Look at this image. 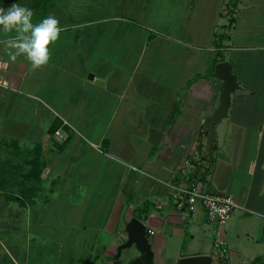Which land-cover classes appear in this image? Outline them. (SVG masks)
<instances>
[{
  "label": "crops",
  "instance_id": "0c3cea01",
  "mask_svg": "<svg viewBox=\"0 0 264 264\" xmlns=\"http://www.w3.org/2000/svg\"><path fill=\"white\" fill-rule=\"evenodd\" d=\"M96 1L90 11L89 0L79 10L72 0H0L30 7L33 23L54 15L62 27L50 59L36 68L8 43L15 31H0V264H130L139 252L118 247L133 217L147 225L153 264L197 255L211 264H264L257 76L237 74L242 88L206 157L204 119L218 107L223 82L215 65L229 60L234 71L243 66L236 52L248 49L218 30L225 14L232 13L226 26L236 23L238 0H181L173 27L154 26L145 6L141 23L119 13L115 0ZM186 160L197 161L192 175L206 189L240 204L222 229L227 260L214 252L218 225L207 211L175 205L173 185L192 178Z\"/></svg>",
  "mask_w": 264,
  "mask_h": 264
},
{
  "label": "rangeland",
  "instance_id": "374dc122",
  "mask_svg": "<svg viewBox=\"0 0 264 264\" xmlns=\"http://www.w3.org/2000/svg\"><path fill=\"white\" fill-rule=\"evenodd\" d=\"M115 2L119 13L130 14L137 22L143 23L146 21L143 18L145 16L144 13L150 12L151 23L156 27L176 26L178 22H181L182 12L184 11V4L181 0H152V2L115 0ZM232 2L234 4L235 0ZM238 2L241 14H236V23L231 27L226 26L225 23L229 24V16L232 13L230 15L225 14L223 15L224 18L220 20L221 24L218 25V30L220 33L229 36L231 44L235 46L237 44H245V46H248L246 51L236 52L234 58L240 59L243 66L237 65L234 72L242 79L245 76H257L258 90L264 92V50L260 48V45L264 44V11L249 8L250 4L255 6L263 5L264 0H238ZM89 3L90 11L95 10L97 5H99L96 0H89ZM70 4L72 5V10H79L80 0H72ZM233 4L229 2L227 8L233 10ZM143 6L146 8V12H144ZM168 19L170 24L167 23ZM245 31L249 32L245 33ZM240 60L237 61L238 64Z\"/></svg>",
  "mask_w": 264,
  "mask_h": 264
},
{
  "label": "water",
  "instance_id": "95a60500",
  "mask_svg": "<svg viewBox=\"0 0 264 264\" xmlns=\"http://www.w3.org/2000/svg\"><path fill=\"white\" fill-rule=\"evenodd\" d=\"M215 74L223 82L218 107L214 113L204 119L205 127L209 132L207 138V159L212 153L217 136L216 126L228 116L232 105L233 93L242 88L237 74L233 71V63L231 61L222 60L216 63ZM126 232L128 233V239L119 245L118 254L124 248L136 249L139 254L131 258L130 264H153L154 252L150 238L147 235V225L138 217H133L126 225ZM180 264H211V258L206 255L188 256L182 258Z\"/></svg>",
  "mask_w": 264,
  "mask_h": 264
},
{
  "label": "clouds",
  "instance_id": "9594fccd",
  "mask_svg": "<svg viewBox=\"0 0 264 264\" xmlns=\"http://www.w3.org/2000/svg\"><path fill=\"white\" fill-rule=\"evenodd\" d=\"M33 10L27 5L13 2L10 7H0V31H15L18 39L8 43L18 48L25 58L36 68L50 59L49 45L58 40L62 31L60 21L48 15L33 23Z\"/></svg>",
  "mask_w": 264,
  "mask_h": 264
},
{
  "label": "built area",
  "instance_id": "2783aa9c",
  "mask_svg": "<svg viewBox=\"0 0 264 264\" xmlns=\"http://www.w3.org/2000/svg\"><path fill=\"white\" fill-rule=\"evenodd\" d=\"M57 134H60L59 130ZM183 166V171L191 175L200 171V166L195 160H186ZM173 187V199L179 210L191 212L202 206L208 213L209 222L218 225L213 241L214 252L218 258L227 260L231 250L222 229L232 216L233 211L240 206L238 201L231 194L212 192L206 189L193 175L190 182L178 183ZM151 232L154 233V231Z\"/></svg>",
  "mask_w": 264,
  "mask_h": 264
},
{
  "label": "trees",
  "instance_id": "16d2710c",
  "mask_svg": "<svg viewBox=\"0 0 264 264\" xmlns=\"http://www.w3.org/2000/svg\"><path fill=\"white\" fill-rule=\"evenodd\" d=\"M230 24H232L234 21H235V18L232 16L231 19H230ZM221 59H224V56H221ZM218 60V59H217Z\"/></svg>",
  "mask_w": 264,
  "mask_h": 264
}]
</instances>
